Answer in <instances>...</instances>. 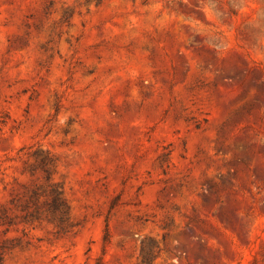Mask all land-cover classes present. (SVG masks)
<instances>
[{
	"label": "rangeland",
	"instance_id": "obj_1",
	"mask_svg": "<svg viewBox=\"0 0 264 264\" xmlns=\"http://www.w3.org/2000/svg\"><path fill=\"white\" fill-rule=\"evenodd\" d=\"M3 207L1 264H264V0H0Z\"/></svg>",
	"mask_w": 264,
	"mask_h": 264
},
{
	"label": "trees",
	"instance_id": "obj_2",
	"mask_svg": "<svg viewBox=\"0 0 264 264\" xmlns=\"http://www.w3.org/2000/svg\"><path fill=\"white\" fill-rule=\"evenodd\" d=\"M36 161L30 166V171L32 174H35L37 171H41L43 178L47 182V188L40 189L42 186L27 187L24 194V198L19 201V206H21L22 217L24 219H38L43 215L42 207L39 202L40 193L43 192L47 196L42 202L47 206V210L50 211V175H51V166L53 159L50 157L49 153H44L43 151L36 150L35 152ZM52 192V206L59 208L63 204V199L60 196V190L56 186L51 187ZM0 222L1 223H13L14 217L10 216L6 208L3 207L0 209ZM109 240L108 232L106 231L105 242ZM2 257L0 256V264Z\"/></svg>",
	"mask_w": 264,
	"mask_h": 264
}]
</instances>
